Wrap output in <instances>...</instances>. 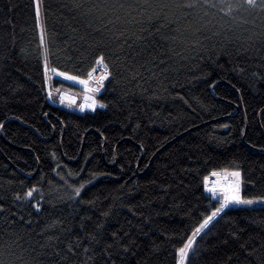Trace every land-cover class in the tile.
Masks as SVG:
<instances>
[{"label":"trees","instance_id":"trees-1","mask_svg":"<svg viewBox=\"0 0 264 264\" xmlns=\"http://www.w3.org/2000/svg\"><path fill=\"white\" fill-rule=\"evenodd\" d=\"M260 5L0 0V264H178L189 239L187 264H264V206H229L193 237L220 206L213 171L264 197ZM105 64L107 107L58 104L83 91L60 72Z\"/></svg>","mask_w":264,"mask_h":264},{"label":"snow or ice","instance_id":"snow-or-ice-1","mask_svg":"<svg viewBox=\"0 0 264 264\" xmlns=\"http://www.w3.org/2000/svg\"><path fill=\"white\" fill-rule=\"evenodd\" d=\"M207 3L208 0H205ZM246 3L249 6L255 7L256 6V0H246ZM147 4V0H146ZM192 5H188V7H191ZM212 7H215V4L211 5ZM264 7V0H261V5ZM119 7H123V5H119ZM162 7H167V5H163ZM37 15H39V8L37 7ZM98 62L103 64L104 63V55L101 54L98 57ZM105 68H107V65H104ZM60 76L65 77L68 80L72 81H78L80 84L84 85V88L86 90V95L84 96L85 103L79 105L81 110L84 109H91L92 111L96 110L97 105L99 104V107L105 108L107 105L99 102L95 98V93H99L101 88L103 87V81L108 78V75L110 73H106L105 75H102L98 81H95V86H89V82L93 81V73L89 72L88 79H81L78 76L70 75L67 72H60ZM49 95H51V92H49ZM63 103V98L61 100ZM74 102V101H73ZM212 176L221 177L223 182H221L220 179L216 181L217 187H209L207 190L213 194V196L219 195L221 197L220 206L218 208H215L214 211H211V214L208 215L205 219H203V222L195 229L193 232V237H195L197 234H199L203 229H205L208 224L217 217L220 213H222L226 208L229 207L231 204H243V205H252L257 202H264V197L259 198V201L253 200V199H244L241 195V172L239 170H222V171H213L211 173ZM204 183L207 186L208 184V177L204 178ZM81 188H83V185H81ZM81 188L75 189V195L79 196ZM36 191V188L33 187L32 189H29L23 197H21L19 194H17V199H30L33 197V193ZM37 209L40 208V204L37 203L35 205ZM107 215V213H105ZM100 227V226H98ZM115 235V234H113ZM92 241H96L95 236H91ZM98 242V241H97ZM193 244L194 239H189L186 243L183 244L182 247L179 248V261L178 264H187V261L189 259V253L193 251ZM71 251V249H70ZM84 251L87 253L89 251L88 248H85ZM105 254L109 256L110 259V253L107 252V249L104 250Z\"/></svg>","mask_w":264,"mask_h":264},{"label":"rangeland","instance_id":"rangeland-1","mask_svg":"<svg viewBox=\"0 0 264 264\" xmlns=\"http://www.w3.org/2000/svg\"><path fill=\"white\" fill-rule=\"evenodd\" d=\"M100 76H101V71H97L96 74L93 76L94 80L89 82V86H95V85H94V82H95V81H98L99 78H100ZM82 87H83V91H82V93H81V97H80L78 94L70 93L69 91L64 90V91H61V92L59 93L60 96H59V98L57 99V102H58L59 104H61L62 106H65V107H75V108H76L77 110H79L80 112L86 110V109L81 110L80 107H79V105H81L83 102H85V100H84V96L87 94V93H86V90H85V88H84V85H83ZM100 91H101V90H100ZM61 94H62V95H61ZM64 94H68L69 96H72V97L74 98V102L69 101V100L66 101V99H65V100L63 99V103H62L61 100H62ZM94 95H95V98H96L97 95H98V93H95ZM96 100H97V99H96ZM78 102H79V103H78ZM76 103H77V104H76ZM75 104H76V105H75ZM88 110H89V109H88ZM208 178L213 179V178H219V177H210V176H209ZM209 187H210L209 184H207V186L205 185L206 190H207ZM207 191H208V190H207ZM208 192H209V191H208ZM209 193H211V192H209ZM212 195H213V194H212ZM213 197L216 198L217 200L221 201V197H220L219 195H217V196H213ZM259 198H261V197H259ZM259 198H252V199H253V200H256V201H259ZM232 205H237V204H231V205H229V206H232ZM245 206H246V207H252V206H264V202H257V203H254V204H252V205H245Z\"/></svg>","mask_w":264,"mask_h":264},{"label":"bare ground","instance_id":"bare-ground-1","mask_svg":"<svg viewBox=\"0 0 264 264\" xmlns=\"http://www.w3.org/2000/svg\"><path fill=\"white\" fill-rule=\"evenodd\" d=\"M62 95V94H61ZM63 99L65 100L66 99V101L67 100H69V101H74V98L72 97V96H69L68 94H64L63 95ZM85 102H83L82 104H84ZM86 110H88L87 108H86ZM89 110H91V109H89ZM218 179H220L221 180V182H223V180H222V178L221 177H219V178H213V179H211V178H208V184H209V186L210 187H217V185H216V181L218 180Z\"/></svg>","mask_w":264,"mask_h":264},{"label":"built area","instance_id":"built-area-1","mask_svg":"<svg viewBox=\"0 0 264 264\" xmlns=\"http://www.w3.org/2000/svg\"><path fill=\"white\" fill-rule=\"evenodd\" d=\"M102 69H105V71H106V68L103 65H102ZM102 69H98V70L103 71ZM96 72L93 74V76L96 74Z\"/></svg>","mask_w":264,"mask_h":264},{"label":"water","instance_id":"water-1","mask_svg":"<svg viewBox=\"0 0 264 264\" xmlns=\"http://www.w3.org/2000/svg\"><path fill=\"white\" fill-rule=\"evenodd\" d=\"M210 177H216V176H212V175H210Z\"/></svg>","mask_w":264,"mask_h":264}]
</instances>
